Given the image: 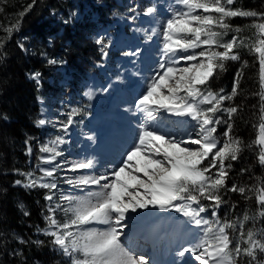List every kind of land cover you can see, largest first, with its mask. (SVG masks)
Segmentation results:
<instances>
[{"label":"snow or ice","instance_id":"6c2138e0","mask_svg":"<svg viewBox=\"0 0 264 264\" xmlns=\"http://www.w3.org/2000/svg\"><path fill=\"white\" fill-rule=\"evenodd\" d=\"M174 2L178 7L159 30L152 28L147 35L149 40L157 34L162 37L160 63L135 100V112L140 114L138 130L118 161L100 173L91 171L96 167L94 158L57 162V157L62 156L59 145L66 142L58 135L40 146V153L45 155L37 158L39 164L35 170H14L23 177L15 180L14 185L47 190L44 196L46 227L37 231L51 238V245L67 258V264H149L122 241L132 219L130 214L149 209L175 211L200 229L199 240L179 250L178 257L190 254L193 264H264V229L255 227L256 220L264 218V182L253 187L233 184L228 188L226 185L228 170L232 168L230 161L239 159L243 143L232 134L234 125L230 122L239 106H225L224 102L233 101L239 94L247 61L237 70L230 93H225L223 88L212 91L208 87L210 79L225 70L226 62L240 61L238 49L247 48L257 56L260 91L254 95L259 97L260 122L254 126L258 127L254 144L259 149L257 162L264 167V12L236 8V0ZM32 6L28 5L25 12ZM129 12L136 13V7L129 8ZM155 12V6H148L142 15L150 17ZM236 17L251 20L244 26L254 30L251 36L240 35L243 29L230 23ZM18 23L6 31L11 34ZM230 32L231 39H225ZM95 44L100 46L101 58L106 57L110 41L105 42L101 36L95 39ZM139 54V48L122 52L125 57ZM48 63L63 61L49 59ZM40 75L34 72L30 79L39 85ZM110 88L111 85L101 90L107 93ZM85 95L92 98L91 92ZM78 112L73 108L67 113L66 122L61 123L65 135ZM221 113L227 114L226 120ZM169 117L194 122L193 131L187 132L186 138L162 131L160 126ZM36 123L43 126L47 121L39 119ZM221 124L227 125L222 144L217 135ZM87 139L94 141L95 137L88 135ZM31 152L29 147L26 154ZM65 167L72 173L84 170L85 174L63 177L62 182L74 191L68 194L60 191L56 202V173ZM245 171L241 169L242 173ZM224 191L237 192L246 200L251 198L247 193H253L255 212L249 214L245 210L242 218L235 221L221 220L216 210L226 203L222 197ZM209 208L211 219L202 215ZM58 213L63 214V220L58 218ZM28 214L24 212L25 216ZM248 222L253 226L246 228ZM20 243L28 241L20 240ZM32 243L41 245L43 241ZM12 255L21 253L14 251Z\"/></svg>","mask_w":264,"mask_h":264},{"label":"trees","instance_id":"16d2710c","mask_svg":"<svg viewBox=\"0 0 264 264\" xmlns=\"http://www.w3.org/2000/svg\"><path fill=\"white\" fill-rule=\"evenodd\" d=\"M100 1L105 6H101L103 9L99 10L95 8L99 20H104L106 11L109 15L115 10H120L112 0ZM62 2V0L34 2L0 0V41L3 42V46H0V264H65L62 254L51 245V238L37 231V228L46 227L44 196L47 190L26 189L14 185L15 180H23L15 169L29 171L30 164L26 154L28 144H32L34 152L32 158L33 162L36 161L39 146L34 142L39 139L42 131L36 125L39 110L37 102L41 91L34 80L27 78V74L39 72L40 77L44 79L50 73L48 71L55 66L49 63L47 65V60L39 58L40 50L36 49L33 54H29L24 46L27 42H40L44 47L45 56L63 61L61 66L73 79L81 74L83 76L90 70L89 66L94 64V57L98 52L96 44L93 42L91 45L89 39L79 35L77 28L71 33L68 24L60 26L59 22L52 21L51 11L63 9ZM30 4L33 6L25 12ZM234 7L264 12V0H236ZM17 22L18 28L9 34L6 30ZM230 23L243 29L240 35L251 36L254 31L244 27L251 23L250 19L236 17ZM61 27L63 32L57 35ZM232 34L230 32L225 39H231ZM48 40L52 41L51 46H47ZM238 51L240 61L226 62L225 70L218 71L208 83L212 91L223 88L225 93H230L237 70L241 69L244 61H247V66L243 68L239 94L233 101L224 102L225 106L230 104L239 106L238 113L230 122L234 125L232 134L239 137L243 143L239 159L230 161L232 168L228 170L226 181L228 188L233 184L253 187L264 182V167L257 162L259 149L254 144L258 134V127L254 126L260 122L259 97L254 95L260 91L259 62L257 56L247 48H240ZM49 67L50 70H47ZM41 83L43 88L49 89L45 80ZM226 126L223 124V128ZM241 169L247 171L242 173ZM247 195L251 198L246 200L237 192L224 191L222 197L226 203L217 209L219 218L235 221L242 218L245 210L249 214L254 213L257 207L255 196L251 192ZM211 211L209 208L207 211L209 215ZM24 212L29 214L25 216ZM252 226V222H248L246 228ZM255 227L264 229V218H258ZM20 240L28 243L21 244ZM37 240L43 241V244L32 243ZM14 251L21 255H12Z\"/></svg>","mask_w":264,"mask_h":264},{"label":"rangeland","instance_id":"374dc122","mask_svg":"<svg viewBox=\"0 0 264 264\" xmlns=\"http://www.w3.org/2000/svg\"><path fill=\"white\" fill-rule=\"evenodd\" d=\"M62 1L63 9L51 11L53 22H59V24H61L60 26L68 24L72 30L71 33L77 28L78 34L87 40L89 39L88 42L91 45H93V42L95 43L96 38L102 36L105 42L110 41V47L106 49L108 55L101 58V52L99 51L100 46L94 44L96 50H98L97 55L94 57V64L89 66L90 70H87L83 76L81 74L73 79L72 75L67 73L63 66H61L62 63H55L51 64V66L55 65L51 70L50 67L47 69L50 70L48 71L50 73L47 74L44 79L40 77V84L38 86L41 91V96L38 97L37 102L39 110L36 122L39 119H45L47 123L43 126H38L36 123V125L42 129V131H40L42 135L40 134L39 139L34 143L39 146L37 148L39 157L45 155L39 151L42 144L53 140L58 135L63 136L66 142L59 145L58 150L62 153V156L57 157V162L65 160L79 161L94 158L95 161H97L96 167L91 171L100 173L106 168H109L110 165L115 164L118 160H116L115 163H111L108 159L99 157L100 155L98 152L92 153L88 148L91 141L89 142L87 136L93 135L96 137L100 134V129L106 131V122L112 123L116 128H119L122 125V121L119 120V117L124 114H127L129 121L135 124V135L138 130L137 124L140 120V114L136 113L134 110L135 100L143 93L148 80L157 71L161 55L162 37L157 34L153 35L149 40L147 39V35L151 33L152 28H157L159 30L171 15L172 10L176 9L178 6L175 4L174 0H112L121 9L115 10L109 15L106 14V11L104 13V22H99L95 8L99 10V8L103 9L101 6H105L100 0H91L90 2L84 0ZM148 6H155L156 12L150 17H145L142 13ZM132 7H136V13L129 12V8ZM73 13H75V15H73ZM129 17H133V19L130 20ZM66 21L68 22L66 23ZM137 29H140V31H137ZM62 32L63 30L61 27L57 31V35H61ZM51 45L52 41L48 40L47 46ZM43 48L40 42L33 41H31V43L27 42L24 46V49L27 50L29 54H33L36 49L40 50L41 55L39 58L47 60L46 62L48 65V60L50 58L45 56ZM137 48L140 49V54L137 57H125L122 55L124 51H135ZM125 60H129L130 64H125ZM81 62L83 61L81 60ZM81 64L83 65V63ZM181 66H183V64ZM32 73L34 72L27 74L28 79H30ZM134 73H138V75ZM118 76L120 77L119 80L116 79ZM43 80H45L49 89H45L41 86ZM133 82L138 83L139 89L136 90V88L131 89L129 87V84ZM109 85H111V88L107 93L101 90L103 87H108ZM86 92L92 93L91 99L85 95ZM127 95L129 98L131 97L129 99L131 103L122 100V98L127 99ZM73 108L78 109L79 112L73 117L74 124L69 127L68 133L65 135L60 125L66 122L67 113ZM125 109H130V111H126ZM220 115L223 119H227V114L221 113ZM99 116H103L102 121L99 119ZM193 123L194 122L185 120L184 118L169 117L160 127L162 131L176 135L177 138H186V133L193 131ZM224 126H226V124H224ZM226 127L223 128V124L218 126L217 135L221 144L224 140L222 133L225 131ZM129 138L133 140L134 136ZM84 139H87L88 142H85ZM29 147L32 149L31 155H27L28 163L30 164L29 171H33L37 168L39 161L36 159V161L33 162L32 157L34 152L32 144H28L27 149ZM192 147L196 146L193 145ZM123 152L120 153V156ZM41 166L51 167V165ZM74 174H85V172L81 170L80 172L72 173L67 171L66 167L58 169L56 173L58 190H56L54 197L56 202H59L60 191H63L65 194L74 191L70 186L62 182L63 177ZM88 174L91 173L89 172ZM208 203V201H205V204ZM152 210L155 215L157 214V218H160V216L167 212H171L173 216L175 212L160 211L158 209ZM175 213L174 216L177 218V222L180 221V217L184 219L185 228H183L181 232V234H185L183 237L188 238L190 244L196 243L202 235L200 229L196 227L192 228V225L189 224L180 213ZM130 215L132 219L128 221L129 227L125 229L122 241L135 255L145 257L144 247L141 246V248H136L131 242L135 243L139 231L144 234L143 230L145 229L140 227V217L146 215V212L138 214L132 213ZM202 215L211 219V215H209L208 212ZM57 216L61 220L64 219L62 213H58ZM173 230L176 231V228ZM174 231L172 233H175ZM171 238L172 237L169 238L171 240L170 242H172ZM128 241H131L130 244H128ZM141 241L143 244H147L146 240ZM167 245V242H157L156 246L164 250ZM183 247L185 246H179L178 244L172 247V249L174 251H179ZM184 257L188 258L186 261H189L190 254H185ZM145 259L149 262V258L145 257ZM63 260L65 264H67V258L63 256Z\"/></svg>","mask_w":264,"mask_h":264},{"label":"bare ground","instance_id":"6f19581e","mask_svg":"<svg viewBox=\"0 0 264 264\" xmlns=\"http://www.w3.org/2000/svg\"><path fill=\"white\" fill-rule=\"evenodd\" d=\"M130 98L128 96L127 99L122 98V100H126L128 103H131V100H129ZM119 120L122 121V125L119 128H116L112 123L106 122V131L100 129V134L95 137L94 141H91V144L88 147L92 153L98 152L100 155L99 157H102V159H108V161L111 163H115L116 160L119 159L120 153L123 152V150L126 149L132 141V139L129 137L134 136L135 124L132 121H129L128 115H122L119 117ZM84 140L85 142H88L87 139ZM144 212H146V215L140 217V227L145 229L143 230L144 234L140 233L139 231L135 239V243L128 241V244L131 242L134 247L136 246L139 248L140 245L145 246L144 256L149 258V261L153 262L154 264H192L193 262L191 261L190 257L189 261H186L188 258L178 257L176 255L178 251H174L172 249V247L178 244L179 246L186 245L187 247L191 245L189 239L183 237L185 234L181 235L182 229L185 228L184 219L180 217V221H175V218L172 217L171 212V214L168 212L163 216H160V218H157V214L155 215L152 209L146 210ZM175 214L176 213L174 212V215ZM191 227L194 228L193 225ZM175 228L176 231L173 230ZM173 231L175 233H172ZM170 237H172V242H170ZM141 240H146L147 244H143ZM157 242H167L168 245L165 246L164 250L159 251V248L156 246ZM157 254L160 256L157 257ZM172 259H174V261L170 262Z\"/></svg>","mask_w":264,"mask_h":264}]
</instances>
